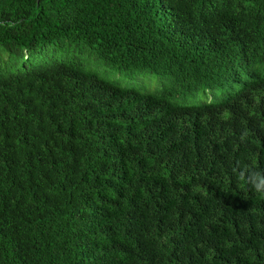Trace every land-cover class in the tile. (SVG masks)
Segmentation results:
<instances>
[{
  "label": "trees",
  "instance_id": "trees-1",
  "mask_svg": "<svg viewBox=\"0 0 264 264\" xmlns=\"http://www.w3.org/2000/svg\"><path fill=\"white\" fill-rule=\"evenodd\" d=\"M0 264H264V0H0Z\"/></svg>",
  "mask_w": 264,
  "mask_h": 264
},
{
  "label": "rangeland",
  "instance_id": "rangeland-1",
  "mask_svg": "<svg viewBox=\"0 0 264 264\" xmlns=\"http://www.w3.org/2000/svg\"><path fill=\"white\" fill-rule=\"evenodd\" d=\"M156 80H158V78H159V76H153ZM166 81V85H170V80L169 79H166L165 80ZM210 94V96L212 97V99H214V100H217V99H219V98H221L220 96H221V94L220 93H209ZM201 95H203V94H201ZM211 99V100H212ZM178 103L179 104H181V105H190V104H196V101H195V99H193V98H189V97H181V98H179L178 99Z\"/></svg>",
  "mask_w": 264,
  "mask_h": 264
}]
</instances>
